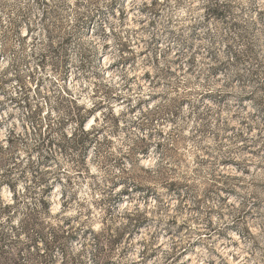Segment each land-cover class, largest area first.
<instances>
[{"label":"rangeland","instance_id":"374dc122","mask_svg":"<svg viewBox=\"0 0 264 264\" xmlns=\"http://www.w3.org/2000/svg\"><path fill=\"white\" fill-rule=\"evenodd\" d=\"M0 264H264V3L0 0Z\"/></svg>","mask_w":264,"mask_h":264},{"label":"clouds","instance_id":"9594fccd","mask_svg":"<svg viewBox=\"0 0 264 264\" xmlns=\"http://www.w3.org/2000/svg\"><path fill=\"white\" fill-rule=\"evenodd\" d=\"M262 3H264V0H261ZM7 65H5L6 67ZM139 95L144 96V93H140ZM135 103V99L133 100V104ZM159 103V102H157ZM89 107H91V104H89ZM128 109H125L127 111ZM85 112L88 113L87 108L85 109ZM88 115H91V113H88ZM129 121L131 120H137L138 121V127L144 126L146 123V120L144 117H141L139 113L135 116H129L127 118ZM159 128V125H154L149 127V131H155ZM71 135L73 131H75V125L69 124L68 128L65 129ZM133 138H139L143 137L144 140H147V132H140V131H135L132 134ZM167 142V138L166 141ZM160 143V140L157 138L153 141H150L149 144H158ZM131 147V144L129 145ZM153 153H155V148H152ZM129 159L131 160V163H128L125 161L124 165L121 166L120 168H115L112 170L111 177L118 181V180H126V181H131L132 179H135L137 177H148V178H157L158 171L163 172L165 171V165L168 164V161L166 159H162L161 157H156V160H158V163H155L151 168H149L147 171H142V161L139 160L138 157H136L135 153H133ZM106 186V185H105ZM126 184H121L120 187L116 188V192H120L122 188L126 187Z\"/></svg>","mask_w":264,"mask_h":264},{"label":"trees","instance_id":"16d2710c","mask_svg":"<svg viewBox=\"0 0 264 264\" xmlns=\"http://www.w3.org/2000/svg\"><path fill=\"white\" fill-rule=\"evenodd\" d=\"M82 127V126H81ZM11 209V206H6L5 207V210H10ZM54 242H56V241H54ZM111 244H113V243H111Z\"/></svg>","mask_w":264,"mask_h":264}]
</instances>
